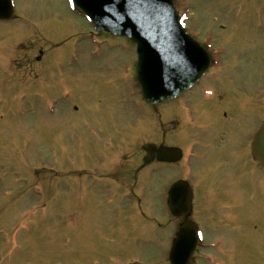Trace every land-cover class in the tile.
<instances>
[{
  "label": "rangeland",
  "instance_id": "obj_1",
  "mask_svg": "<svg viewBox=\"0 0 264 264\" xmlns=\"http://www.w3.org/2000/svg\"><path fill=\"white\" fill-rule=\"evenodd\" d=\"M13 3L19 17L0 21V66L4 64V72L8 70L11 75L6 78L0 74V84L6 85L0 89V264H170L168 251L180 218L172 216L165 205L161 213L163 203L157 192L162 171L165 191L174 180L172 168L161 170L159 164H152L139 172L140 181L134 188L144 200L140 202L134 195L120 201L114 197L118 204L111 209L116 206V213L108 208L110 201L103 193L99 194L101 199L97 195L88 198L77 194L79 178L75 168L82 166L80 161L95 166L102 158L109 167L113 157L117 161L120 155L129 154L126 162L119 159L121 164H115L122 168L117 174L122 176L130 164L134 170L142 164L141 146L139 152L134 151L138 143L156 140L153 136L162 129L166 139L173 141L174 122L180 115L176 114L177 109L183 104L171 99L162 105H146L135 76V46L123 37L101 33L92 37L90 23L77 15L70 0ZM175 3L182 17L186 21L189 18V30L197 31L199 37L211 36L216 46L230 54L223 77L228 81L222 80L220 67L213 69L219 73L206 77L210 83L216 78L213 84L221 85L233 77L248 86L253 76L260 74L258 100L262 119L264 0ZM39 50L43 52L37 59ZM61 66L66 71L62 77L56 72ZM48 71L50 86L68 89L71 98L67 95L66 99L48 101ZM219 88L216 103L225 99V91ZM181 100L186 106L190 100L197 111H208L213 118L218 116L214 117L208 101L187 94ZM74 104L81 109H74ZM81 112L86 124L97 117L101 134L107 130L111 138L102 134L98 139L84 126L85 146H78ZM159 112H163V125ZM181 118L184 119L182 113ZM181 126L184 128L186 123ZM94 142L113 143L116 155L110 147L98 148ZM229 155L226 145L205 160L212 163ZM248 167L245 175L255 171ZM231 169L235 170V166ZM254 174L259 177V185L256 183L253 190L245 185L246 179L235 175L229 187L234 196H240L237 202H230L223 194L226 200L222 207L231 204L227 214L235 221L225 235L219 232L225 246L214 251L222 257L216 256L217 264H264V169L261 167ZM192 179L197 181V194H201L206 184L202 186L198 179ZM131 182L127 183L128 188ZM110 185L118 188L114 183ZM162 198H166L165 193ZM206 198L207 202H216L215 196ZM198 208L201 219L208 212H204L205 201L201 198ZM202 219L206 237L212 239L215 235L208 231V217ZM210 251L208 246H200L191 264H209Z\"/></svg>",
  "mask_w": 264,
  "mask_h": 264
},
{
  "label": "flooded vegetation",
  "instance_id": "obj_2",
  "mask_svg": "<svg viewBox=\"0 0 264 264\" xmlns=\"http://www.w3.org/2000/svg\"><path fill=\"white\" fill-rule=\"evenodd\" d=\"M262 5H260L261 7ZM259 16V15H258ZM40 51V50H39ZM43 52V50H41ZM225 55L222 54V67H225L226 69L227 60L230 58V54L224 50ZM210 55L212 56V62H211V68L207 71L206 75H209L211 73V69L214 66L215 58L213 52L210 51ZM15 59V58H14ZM225 62V63H224ZM4 63V62H3ZM11 65V64H10ZM264 65V64H263ZM2 67H4V64H2ZM5 68V67H4ZM4 68L2 70V75L6 78H11V75L8 73V70L4 72ZM64 67H59L56 72L60 73V77L64 76L66 71L63 70ZM238 68V67H237ZM234 68V69H237ZM49 69V68H48ZM238 71V70H237ZM240 70L238 71V75L240 74ZM49 71L47 72V76L45 75V82H46V98H48V101H53L54 99H59L63 96L64 92L68 89L64 87H57V89H53L50 86ZM216 73L212 74L215 75ZM222 74V80L228 81V79H223L225 72L223 71ZM259 73L254 77L252 83H249L247 86L244 83H240L236 81L233 77L231 78L230 82L222 83L221 85L217 83V85L213 84L215 82V79H212L211 83L209 82V87L205 91L202 87H198L199 85L193 86L190 90L186 91L184 94L174 98L177 100V104L183 106L178 107L177 109V115L180 113L179 117L176 119V126L173 136V141L170 142L166 139V133L164 129L162 131L157 130V139L155 140L157 146H176L181 148L182 155L180 159L176 162H165V161H157V164L161 167L160 169L164 168L165 165H175L179 166V169L184 166V161L187 159L188 163V170L182 169L186 175H178L182 177H177L175 180H187L189 181V185L191 187L192 191V198H191V204L192 208L190 211V219L194 220L198 226L199 229L204 232V237L202 239H198L197 241V247L200 246H209L212 247L214 245H220L224 244V239L219 236L220 231H223L224 235L226 231H229V229L233 228V222L235 221L233 218L228 217L227 212L230 211V203H226L225 209H223V205L225 204L226 197L223 195L225 194L230 202L238 201L240 199V196L237 194L236 196L234 193V190H232L229 186L232 184L235 180V175L239 176L241 175V178L246 179L247 181L245 185L248 188H251V190L254 189L256 183L259 182V177L255 175L256 171H259L260 169V161L253 155L252 153V140L254 132L258 129V127L261 124V114H260V77ZM247 78H249V71L246 75ZM254 82V84H253ZM253 84V85H252ZM252 85V86H251ZM4 86L0 84V89H3ZM217 87H222V89L225 91V98L222 102L216 103L215 100L217 98ZM14 89V88H13ZM220 89V88H219ZM193 95L197 97L200 101H208L209 103H212L209 105L210 109L213 110V115L217 116V118H213L210 115L211 113H203L201 111H197L194 104L190 102V105H185L184 102H182V98L185 95ZM182 97V98H181ZM168 102V101H167ZM161 103L159 105L165 104ZM82 105V104H81ZM177 108V107H176ZM259 108V109H258ZM78 109V106H77ZM79 109L80 106H79ZM181 113L183 115V118H181ZM163 114V112H162ZM159 112V118L161 121V124L163 125V115ZM209 114V115H208ZM85 116L81 112L78 116V122L81 125V132H80V138L81 140L78 141V146L81 148H84L85 146V138L84 137V126H86L85 123ZM186 123V126L182 128L181 124ZM85 124V125H84ZM98 118L92 119L91 127H86L89 130H91L90 133H93L96 138H100L101 135H107V138H111V135L109 131L105 130V133L100 132V128L102 126H99ZM190 125V127H188ZM217 127V128H216ZM208 136V137H207ZM207 137V138H206ZM93 144L95 147L100 148L101 147H110L109 150L113 151V147L115 145L113 143L110 144H101L98 142H94ZM228 146L230 149V155L227 157H219L213 160L212 163H208L205 160V157L210 156V154L215 150V153L221 152L224 146ZM115 153V152H114ZM116 155V153H115ZM114 158V157H113ZM82 166L79 168L78 173V187L82 192H88L89 189L97 187V181L99 180V183L103 180H105L104 187L107 189L111 188V181H113L114 184L118 185L119 188H124L125 183H130L131 176L125 178L128 176V172L126 171V168L124 169V172L120 178H116L115 175L119 171V168L117 171L114 169L115 163L112 161V164H109L110 166L107 167L104 164L105 160H101L99 164H96L95 166H92L93 169H91L89 166L88 168L85 167L84 162L80 161ZM249 165V167H248ZM231 166H235V170L231 169ZM140 167V170L137 171L141 172L144 170V167ZM138 167V168H139ZM251 168L255 171L249 173L248 175H245L246 169ZM95 171V174H94ZM159 171V170H158ZM195 171V176H192L191 173ZM91 172L92 174L89 175V177H92L91 181H87L84 178L85 173ZM182 173V171H179ZM203 174L202 176L199 175ZM235 172V173H234ZM122 178V179H121ZM137 180V176H135ZM160 196L161 199L162 195L165 193L164 188V174L163 171L160 173ZM192 178L198 179V184H201L202 186H205L201 191V194H197V190L195 185L197 184V181H193ZM206 180H208V183H206ZM137 182V181H135ZM255 182V184H253ZM259 185V183H258ZM258 187V186H257ZM223 190H226L227 192H224ZM114 195L116 194V191H114ZM208 197L215 196V201H209L207 202ZM243 194V193H242ZM199 195V197H198ZM217 195V196H216ZM205 196V197H204ZM234 196V197H233ZM201 200L205 201V209L208 212L204 213L203 216L208 217V231H212L215 235L214 239H207L206 232L204 231V228L206 230L205 223L203 221V216L200 219V215L198 213L199 208V202ZM205 199V200H204ZM213 199V198H211ZM215 207V208H214ZM198 208V210H197ZM189 219L188 216H181L180 221L178 225L182 223L184 219ZM177 225V226H178Z\"/></svg>",
  "mask_w": 264,
  "mask_h": 264
},
{
  "label": "water",
  "instance_id": "obj_3",
  "mask_svg": "<svg viewBox=\"0 0 264 264\" xmlns=\"http://www.w3.org/2000/svg\"><path fill=\"white\" fill-rule=\"evenodd\" d=\"M97 30L124 35L136 43L137 75L143 96L151 103L173 97L193 84L208 66V58L179 24L172 0H73ZM11 0H0V17L11 15ZM146 161L156 152L164 160L177 159L174 148L144 146ZM254 152L264 164V122L255 135ZM183 189L179 195L177 190ZM174 213L188 212L185 185L176 183L169 198ZM184 208V209H182ZM195 245L194 229L185 222L170 250L172 264H188Z\"/></svg>",
  "mask_w": 264,
  "mask_h": 264
},
{
  "label": "snow or ice",
  "instance_id": "obj_4",
  "mask_svg": "<svg viewBox=\"0 0 264 264\" xmlns=\"http://www.w3.org/2000/svg\"><path fill=\"white\" fill-rule=\"evenodd\" d=\"M70 2H71V0H70Z\"/></svg>",
  "mask_w": 264,
  "mask_h": 264
}]
</instances>
